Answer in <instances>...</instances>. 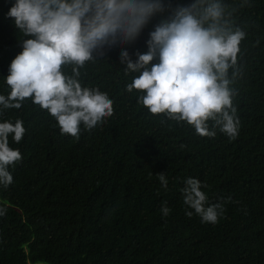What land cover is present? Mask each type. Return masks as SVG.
I'll return each mask as SVG.
<instances>
[{
  "label": "trees",
  "instance_id": "trees-1",
  "mask_svg": "<svg viewBox=\"0 0 264 264\" xmlns=\"http://www.w3.org/2000/svg\"><path fill=\"white\" fill-rule=\"evenodd\" d=\"M192 2L165 0L173 9ZM222 2L237 9L234 24L246 33L233 98L241 122L235 139L218 129L214 138L202 137L185 122L153 115L137 102L139 92L126 90L138 74H126L121 51L133 61L136 51L146 52L160 14L135 42L106 49L80 68L82 87L107 93L114 111L90 131L81 125L79 138L62 134L31 99L19 109L0 105V122L21 119L26 129L19 144L9 136L22 159L9 166L13 183L0 185V207L7 209L0 216V264H264V0ZM14 3L0 0L5 96L9 65L25 39L7 16ZM62 71L72 74L71 66ZM187 178L205 186L209 205H224L217 223H203L183 203Z\"/></svg>",
  "mask_w": 264,
  "mask_h": 264
},
{
  "label": "clouds",
  "instance_id": "clouds-1",
  "mask_svg": "<svg viewBox=\"0 0 264 264\" xmlns=\"http://www.w3.org/2000/svg\"><path fill=\"white\" fill-rule=\"evenodd\" d=\"M236 10L222 0H193L174 9L165 0H15L7 16L25 39L9 65L5 80L11 91L0 95V105L19 109L31 99L55 118L62 134L79 138L81 125L90 131L114 111L107 93L82 87L80 68L105 56L106 49L135 42L160 14L148 34L146 52L136 51L133 61L127 50L121 51L126 74H138L126 90L139 92L137 102L153 115L185 122L202 137L214 138L218 129L235 139L241 122L233 98L243 77L238 54L246 36L234 24ZM166 11L169 14L162 15ZM65 66H71V75L62 71ZM25 134L21 119L0 122L4 187L13 183L9 166L22 159L20 151L9 146V136L19 144ZM158 179L166 189L165 174L159 173ZM203 187L198 179L187 178L183 203L203 223L215 224L225 208L222 203L209 205ZM6 211L0 207V216ZM170 211L165 202L163 216ZM186 215L191 217L193 211Z\"/></svg>",
  "mask_w": 264,
  "mask_h": 264
}]
</instances>
